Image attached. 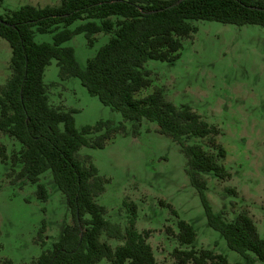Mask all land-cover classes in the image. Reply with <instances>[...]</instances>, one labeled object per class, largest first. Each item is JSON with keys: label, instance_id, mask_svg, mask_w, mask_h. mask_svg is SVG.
Segmentation results:
<instances>
[{"label": "trees", "instance_id": "1", "mask_svg": "<svg viewBox=\"0 0 264 264\" xmlns=\"http://www.w3.org/2000/svg\"><path fill=\"white\" fill-rule=\"evenodd\" d=\"M198 21L264 28V0H61L57 7L24 6L7 19L0 16V38L12 49L11 76L0 90V137L6 135L20 145L9 156L0 140V164L9 163L11 173L20 167L17 179L35 185L44 202L49 191L41 180L49 174L73 218L52 248L29 264H98L103 259L111 264H159L148 241L152 232L136 228L135 203H124L129 214L125 229L109 222L106 208L97 201L107 181L92 162L78 156L83 147L104 148L119 134H126L125 122L134 123L137 133L144 120L157 124L159 133L180 146L209 225L244 258L238 264H264V239L253 219L246 212L231 221L214 215L204 195V174L220 179L231 176L222 163L227 151L216 139L220 130L190 106L174 105L161 88L137 97L153 83L146 63L179 59L184 41L197 32L194 22ZM76 22L80 24L72 28ZM36 32L52 34V43H36ZM79 34H85L89 45L99 34L110 36L86 68L80 66L73 48L64 47ZM52 61L57 62L62 81L79 78L92 96L120 112L124 122L100 121L77 130L75 110L51 102L56 84H46L44 77ZM207 138L214 152L202 143H187ZM103 236L121 244L113 248ZM174 237L179 247L173 257L179 263L229 264L226 256L213 250H197V233L185 221H178ZM0 264L13 262L0 258Z\"/></svg>", "mask_w": 264, "mask_h": 264}, {"label": "rangeland", "instance_id": "2", "mask_svg": "<svg viewBox=\"0 0 264 264\" xmlns=\"http://www.w3.org/2000/svg\"><path fill=\"white\" fill-rule=\"evenodd\" d=\"M60 4L61 0H0V16L7 19L24 6L45 8ZM79 24L76 22L72 28ZM194 24L198 30L184 41L179 59L146 63L153 83L137 97L161 88L174 105L190 106L220 130L216 139L227 151L222 163L231 176L220 179L213 173L204 174V195L212 213L222 214L228 221L246 212L264 239V28L215 21ZM52 37L36 32L35 42L52 43ZM109 40V35L99 34L89 45L85 34H79L64 47L73 48L80 66L86 68L88 60ZM11 57L9 43L0 38V90L11 76ZM44 81L56 84L51 90L52 103L75 110L77 130L100 121L115 125L124 122L120 112L92 96L79 78L62 81L56 61L47 68ZM125 125L126 134H119L104 148L83 147L78 153L81 161L92 162L107 181L97 200L107 210L105 218L125 229L129 214L124 203H135L136 228L152 232L148 241L159 264H182L173 257L179 247L174 237L178 221L194 227L197 250H213L226 256L229 264L243 263L244 258L209 225L202 196L191 183L180 146L159 133L155 123L144 120L137 133L134 123ZM0 140L9 156L20 149L13 138L2 134ZM192 142L202 143L206 150L214 152L208 138L187 141ZM20 169L11 173L9 163L0 164V258L13 264H29L52 248L64 227L73 224V218L63 193L49 174L41 180L49 191V199L44 202L38 198L35 185L17 179ZM102 240L113 248L121 244L106 236ZM98 264L111 263L103 259Z\"/></svg>", "mask_w": 264, "mask_h": 264}, {"label": "crops", "instance_id": "3", "mask_svg": "<svg viewBox=\"0 0 264 264\" xmlns=\"http://www.w3.org/2000/svg\"><path fill=\"white\" fill-rule=\"evenodd\" d=\"M98 36V35H97Z\"/></svg>", "mask_w": 264, "mask_h": 264}]
</instances>
